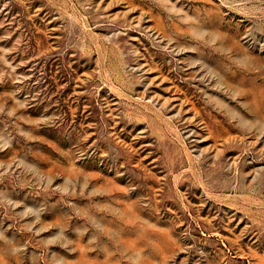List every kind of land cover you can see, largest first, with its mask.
Returning <instances> with one entry per match:
<instances>
[{
    "label": "rangeland",
    "instance_id": "1",
    "mask_svg": "<svg viewBox=\"0 0 264 264\" xmlns=\"http://www.w3.org/2000/svg\"><path fill=\"white\" fill-rule=\"evenodd\" d=\"M0 264H264V0H0Z\"/></svg>",
    "mask_w": 264,
    "mask_h": 264
}]
</instances>
